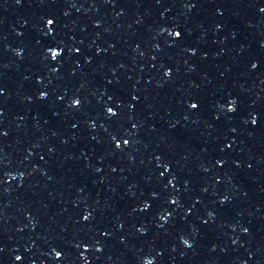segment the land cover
<instances>
[{
    "label": "snow or ice",
    "instance_id": "obj_1",
    "mask_svg": "<svg viewBox=\"0 0 264 264\" xmlns=\"http://www.w3.org/2000/svg\"><path fill=\"white\" fill-rule=\"evenodd\" d=\"M49 23L50 24H53V21L52 20H49ZM193 107H196V105H193Z\"/></svg>",
    "mask_w": 264,
    "mask_h": 264
},
{
    "label": "clouds",
    "instance_id": "obj_2",
    "mask_svg": "<svg viewBox=\"0 0 264 264\" xmlns=\"http://www.w3.org/2000/svg\"><path fill=\"white\" fill-rule=\"evenodd\" d=\"M179 35H180V33L179 32H177ZM193 105H195V104H193ZM195 108V107H194Z\"/></svg>",
    "mask_w": 264,
    "mask_h": 264
}]
</instances>
